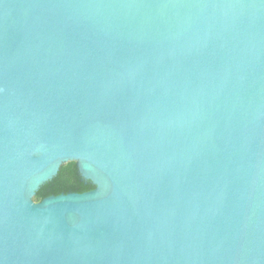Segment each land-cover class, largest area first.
Wrapping results in <instances>:
<instances>
[{
  "label": "water",
  "instance_id": "1",
  "mask_svg": "<svg viewBox=\"0 0 264 264\" xmlns=\"http://www.w3.org/2000/svg\"><path fill=\"white\" fill-rule=\"evenodd\" d=\"M0 264H264V0H0Z\"/></svg>",
  "mask_w": 264,
  "mask_h": 264
},
{
  "label": "trees",
  "instance_id": "2",
  "mask_svg": "<svg viewBox=\"0 0 264 264\" xmlns=\"http://www.w3.org/2000/svg\"><path fill=\"white\" fill-rule=\"evenodd\" d=\"M93 184L83 179L74 161L64 163L55 177L42 184L34 195V200L40 201L50 195L61 193L83 192L92 189Z\"/></svg>",
  "mask_w": 264,
  "mask_h": 264
}]
</instances>
